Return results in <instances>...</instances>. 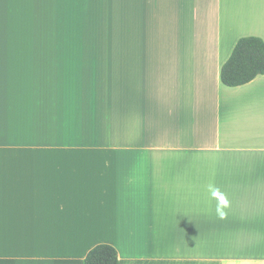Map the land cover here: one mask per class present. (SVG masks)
Returning a JSON list of instances; mask_svg holds the SVG:
<instances>
[{
    "label": "crops",
    "instance_id": "crops-1",
    "mask_svg": "<svg viewBox=\"0 0 264 264\" xmlns=\"http://www.w3.org/2000/svg\"><path fill=\"white\" fill-rule=\"evenodd\" d=\"M251 36L264 0H0V264H264Z\"/></svg>",
    "mask_w": 264,
    "mask_h": 264
},
{
    "label": "trees",
    "instance_id": "trees-1",
    "mask_svg": "<svg viewBox=\"0 0 264 264\" xmlns=\"http://www.w3.org/2000/svg\"><path fill=\"white\" fill-rule=\"evenodd\" d=\"M258 76H264V41L254 36L241 38L221 68V83L239 87ZM83 264H119L118 254L114 247L99 244L87 253Z\"/></svg>",
    "mask_w": 264,
    "mask_h": 264
},
{
    "label": "rangeland",
    "instance_id": "rangeland-1",
    "mask_svg": "<svg viewBox=\"0 0 264 264\" xmlns=\"http://www.w3.org/2000/svg\"><path fill=\"white\" fill-rule=\"evenodd\" d=\"M256 245V247H258V245L257 244H255ZM258 248H260V247H258Z\"/></svg>",
    "mask_w": 264,
    "mask_h": 264
}]
</instances>
